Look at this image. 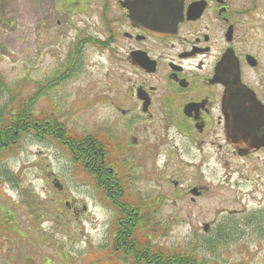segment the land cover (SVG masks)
I'll list each match as a JSON object with an SVG mask.
<instances>
[{
	"label": "flooded vegetation",
	"instance_id": "obj_1",
	"mask_svg": "<svg viewBox=\"0 0 264 264\" xmlns=\"http://www.w3.org/2000/svg\"><path fill=\"white\" fill-rule=\"evenodd\" d=\"M60 2L101 17L123 86L121 106H115L122 128L99 149L105 202L113 205L124 196L125 188L112 183L121 178L119 172L146 178L161 170L168 172L165 177L183 176L186 164L195 168L201 184L192 188L202 198L210 190L208 174L218 167L223 177H231L242 172L236 163L244 161L257 182L252 193L238 200L246 204L250 199L264 210V147L239 154L227 136L224 112L239 77L264 108V0ZM96 155L88 151L81 157L89 166L92 159L96 164ZM174 159L182 161L172 163ZM70 212L79 215L75 207ZM136 215L130 209L125 218L115 217L126 225L121 242L128 225H136ZM9 236L0 234V264L12 261ZM115 244L127 253L137 251L127 243Z\"/></svg>",
	"mask_w": 264,
	"mask_h": 264
},
{
	"label": "rangeland",
	"instance_id": "obj_2",
	"mask_svg": "<svg viewBox=\"0 0 264 264\" xmlns=\"http://www.w3.org/2000/svg\"><path fill=\"white\" fill-rule=\"evenodd\" d=\"M71 11L63 12L56 0H0V74L6 83L0 108L15 103L18 97H28L39 85L64 71L68 54L78 36L103 35L98 16L92 12L74 15ZM118 74L115 58L87 45L79 62L78 74L42 98L36 111L55 114L72 134L96 135L105 141L113 133L114 139V133H119L122 128L118 115L111 109V103L118 100L122 88ZM176 161L182 160L174 159L172 163ZM194 171L185 164L183 176L171 179L182 184L179 189L171 180L168 182L166 171L156 170L154 177L146 175V178L136 180L133 187L136 199L140 201L148 197L162 201L157 220L164 231L156 242L163 247L187 251L193 248L201 258L213 263L264 264V241L256 238V231L250 229L252 236L246 240L236 237L227 242L217 233L221 219L225 218L217 214L223 208H238L234 205L237 189L226 187L219 193L208 192L204 199L192 203L185 189L198 183ZM50 173L60 176L67 195L59 194L51 180H46ZM221 174V169L216 167L206 181L212 186L225 187ZM256 182L250 180L242 185L243 190L253 191ZM22 190L27 191L25 198L33 196L44 203L38 208L44 217L40 226L33 225V218L25 213L26 210L17 207L22 202ZM1 194L10 199L6 204L9 209L5 210L14 214L21 232L25 234L30 230L35 238L37 233L53 236L52 240L37 239L38 251L29 250L25 243L24 252L19 257L21 264L27 253L33 254L40 262L49 260L51 264H89L90 260L99 258L100 246L108 238L104 223L107 218L97 197L99 192L94 182L81 173L80 166L65 148L49 141L41 143L34 136L21 137L17 148L0 160ZM65 200H73L80 209L84 205L87 207V211L81 214V221H75L68 213ZM0 208L1 219L4 209ZM95 219L97 221L93 223ZM206 223L211 224L209 233L203 229ZM89 245L93 247L94 255L88 250Z\"/></svg>",
	"mask_w": 264,
	"mask_h": 264
},
{
	"label": "trees",
	"instance_id": "obj_3",
	"mask_svg": "<svg viewBox=\"0 0 264 264\" xmlns=\"http://www.w3.org/2000/svg\"><path fill=\"white\" fill-rule=\"evenodd\" d=\"M74 53L75 54L73 62L71 63L68 71L64 72L58 78L52 79L47 84L41 85L37 92L32 96L15 104L13 106V109L7 111L5 119H3L5 111L0 113V152L8 149L11 145L14 144V141L17 139V137L25 132H33V134H36V136L38 134L42 138H51L54 137L56 133L60 132V130L57 129V127L59 126H57L55 122L50 121L47 126L45 125L46 121L40 122L39 117L35 116L33 108L43 95H47L51 90L60 85L63 80L68 78L70 74L74 72L79 60V50H76ZM3 87L4 82L2 77L0 76V93ZM137 217L142 218L140 215H138ZM145 227L142 225V223H140V221H138V225L136 228L139 229L136 230L135 234L148 235L149 231ZM160 231V224L156 222L155 234H159ZM130 237L131 235H128L127 238ZM149 238L151 239L150 234ZM140 258L145 261L148 260L146 257L140 256ZM149 260L152 261V264H211L210 262L199 258L193 250L187 252H167L156 248L150 255Z\"/></svg>",
	"mask_w": 264,
	"mask_h": 264
}]
</instances>
